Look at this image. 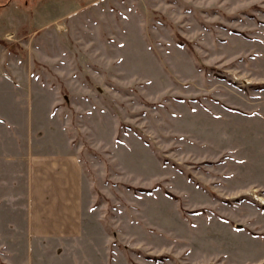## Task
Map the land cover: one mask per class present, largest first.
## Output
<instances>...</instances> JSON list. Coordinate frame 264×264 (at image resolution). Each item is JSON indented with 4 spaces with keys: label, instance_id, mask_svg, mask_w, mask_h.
<instances>
[{
    "label": "rangeland",
    "instance_id": "1",
    "mask_svg": "<svg viewBox=\"0 0 264 264\" xmlns=\"http://www.w3.org/2000/svg\"><path fill=\"white\" fill-rule=\"evenodd\" d=\"M0 44L31 54L37 147L78 156L84 227L130 264L252 255L264 194L236 176L264 148V0H0Z\"/></svg>",
    "mask_w": 264,
    "mask_h": 264
},
{
    "label": "crops",
    "instance_id": "2",
    "mask_svg": "<svg viewBox=\"0 0 264 264\" xmlns=\"http://www.w3.org/2000/svg\"><path fill=\"white\" fill-rule=\"evenodd\" d=\"M26 56L25 68L20 54L0 44V112H4L0 114V236L7 237L10 245H5L12 252L9 264H130L116 246L111 249L110 242H105L103 228L84 227L83 171L78 156L37 147L46 142V136L32 131L35 119L31 114L37 101L30 96V79L35 82V78L27 67L31 54ZM13 92L22 98L11 96ZM17 108L23 117L13 115ZM258 143L264 146V138L259 137ZM261 160L264 163V148L253 150L250 158L243 159V171L236 179L250 183L252 192L264 194V177H247ZM253 232L264 234V224L259 223ZM248 239L253 253L241 256L246 259L241 264H264V237Z\"/></svg>",
    "mask_w": 264,
    "mask_h": 264
}]
</instances>
